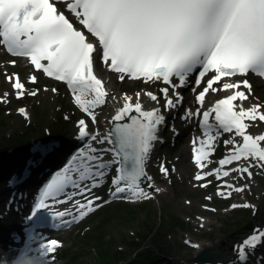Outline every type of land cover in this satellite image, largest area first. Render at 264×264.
I'll list each match as a JSON object with an SVG mask.
<instances>
[{
    "label": "snow or ice",
    "instance_id": "snow-or-ice-1",
    "mask_svg": "<svg viewBox=\"0 0 264 264\" xmlns=\"http://www.w3.org/2000/svg\"><path fill=\"white\" fill-rule=\"evenodd\" d=\"M0 47L33 66L26 82L18 74L6 77L16 99L47 91L26 87L36 84L35 73H43L63 82L74 103L90 118L76 121L83 146L40 190L27 218L33 231L46 221L41 210L50 207L49 200L54 204L76 196L85 200L74 201L75 214L69 210L50 213L57 226H67L95 211L101 197L92 193L105 177L110 178L113 198H150L142 181L152 180L146 164L165 124L161 108L180 107L184 98L178 89L184 88L194 73L195 86H205L195 97L199 107L185 110L182 117L202 116L203 135L192 141L193 161L199 169L194 179L206 181L200 184L206 188L212 183L207 178L215 177L222 181L216 194L230 198L246 186L236 187L225 178L232 173L251 177L252 169L264 168V134L249 132L257 121L264 122V104L245 107L252 85L247 79L232 82L233 77L249 72L264 77V0H0ZM94 59L119 74L120 81L128 77L162 82L160 97L152 91L143 93L160 107L145 110L140 92L135 93V99L124 93L122 105L111 118V131L103 135L90 131L89 122H97L96 109L109 98L117 99L110 96L105 81L94 71ZM10 63L15 65L16 60ZM210 91L230 94L201 113ZM8 102V92L0 95V103ZM18 111L29 115L23 107ZM224 134H230V139L223 140L227 154L217 161V167L204 171ZM48 150V146H37V151ZM160 171L169 174L164 164ZM69 187L73 189L70 193L66 191ZM147 187L154 186L149 183ZM61 196L66 199H59ZM238 206L252 207L231 205ZM61 246V241L49 239L39 245L37 257H49ZM258 247H264V229L254 230L233 246L236 264H248Z\"/></svg>",
    "mask_w": 264,
    "mask_h": 264
},
{
    "label": "rangeland",
    "instance_id": "rangeland-1",
    "mask_svg": "<svg viewBox=\"0 0 264 264\" xmlns=\"http://www.w3.org/2000/svg\"><path fill=\"white\" fill-rule=\"evenodd\" d=\"M16 66L10 68L16 70ZM0 73L3 79L1 87L9 86L3 78L4 72L0 70ZM43 83H47V80L41 78L36 85L44 89ZM254 84L253 100L262 102L264 84L259 83L258 80L254 81ZM143 86L145 85L140 81L120 82L115 78V85L112 88L131 91ZM49 89L53 95L43 94L41 91L34 98L26 95L20 100H13L12 105L0 103V106L4 107V113L0 115V162L2 159L7 162L18 160L21 152L27 148L26 141H31L35 137L45 136L47 133H59L61 129L64 133H72L75 130L72 123L64 119L65 112L72 113L66 109L70 104L65 91L60 90L55 93L51 88ZM18 104L30 106L32 110L30 123L11 110ZM259 126L264 127V124L260 123ZM14 149L17 150L12 153ZM177 150L178 147H175L168 153L169 160L166 161L165 166L171 171L170 176L162 174L157 164L150 168L159 179L157 183L169 187L168 192L160 190L156 196L147 201L121 206L122 209H119L121 211H127L128 208L133 210L128 212L130 217L127 220L118 219L116 213L112 215V219H109V216L102 218L99 213L106 207L103 208L97 213L99 215L95 214L97 216L93 215L85 222L83 227V230H86L85 237L79 235L80 231L76 229L57 234L65 242L60 251L59 264H134L148 257L159 264L166 259L188 262L199 252L198 249L186 248L183 242L185 236L197 239L203 244L219 242L225 251L230 252L233 240H238L253 223L264 221V211L261 214L264 193L257 200L260 209L255 214L252 207L231 209L232 198H217L209 201L204 197L209 194V190L193 183V170L189 176L177 172ZM6 151L9 153H5ZM166 153L161 152L158 162L163 160ZM187 153L189 154V150ZM254 169L259 175L264 170L260 167ZM257 181L264 186V176H259ZM148 204L150 205L147 206ZM212 204H220V209L210 210ZM138 244H142V247L135 249ZM104 245L106 249H102ZM159 249L166 253L170 252V257L165 258ZM122 255H126V259L120 260Z\"/></svg>",
    "mask_w": 264,
    "mask_h": 264
},
{
    "label": "bare ground",
    "instance_id": "bare-ground-1",
    "mask_svg": "<svg viewBox=\"0 0 264 264\" xmlns=\"http://www.w3.org/2000/svg\"><path fill=\"white\" fill-rule=\"evenodd\" d=\"M19 60L20 61L17 63V67L19 68L18 69V72H19V75H20L21 79H25V77H26L25 76V73L26 72L28 73L31 70V65L27 62V59L26 58H20ZM1 67L2 68L3 67L4 68H8L6 66L5 60H2ZM101 67L99 68L98 66H96L95 71H96L97 74H99L103 78V80L105 81V87L108 89V91L110 93L111 92V87L115 85L114 84L115 82L113 81L112 74L109 73L106 68H105L106 70H103V68H101ZM40 75H42V74H40ZM0 76H1V73H0ZM256 80H258L259 83H263L264 84V79H262V77H257ZM45 88L48 89V90L47 91H43V94L53 95V94H51L50 89L48 88L47 85L45 86ZM262 88L264 90V86ZM5 92H8L9 93V102H8V104H11L12 105L13 104V100H15V99L12 96V90H11V88L5 87L2 90V94L5 93ZM222 93H224V92H221V94ZM123 94L124 93L121 92V91H117L114 95H111L110 94V96H115L117 99H116V101H113L112 99L109 98L108 106L105 109V114H101L100 115V118H101L100 120L103 123H104V120L106 118H110L112 115L114 116L117 108L122 105V100L120 98L122 97ZM128 95H132V94H128ZM217 95L218 94L216 93V94H213V95H209L208 97L210 98V100H212ZM132 96L135 99V94L132 95ZM190 97H191V94L188 95V98H187V102L188 103H191V101H192L190 99ZM140 99H141V101H142V103L144 105L145 110H149V108L151 106H154L155 105V102L154 101H151L144 94L141 95ZM237 103H239V101ZM251 104H254V103H251V101L248 100V101H246L244 103V106L245 107H249V106H251ZM27 110H28V112L30 114L29 118H31V116H32V110H31L30 106H27ZM1 111L2 110L0 108V112ZM108 124H109V122H107V125ZM249 132H253V134H260V132H254L252 129H250ZM103 134H106V128L104 127V124L102 125V135ZM189 145H190L189 143H186V142L184 143V141H183L182 143L179 144L178 150L176 152V156H177V160H178V168H177V170H178V172L180 174H187L188 176L190 175L191 170L194 169V163L190 160L189 154L187 153L188 148H189ZM156 156H157V153L153 149V151H152V153H151V155H150V157H149V159L147 161V164H146V170L148 172V175H150L149 167H152L153 161H154V159H155ZM252 172H253V175L251 177H247L246 176L241 181H238L239 184H242V185L246 186L245 187V190L242 193L243 194H248V200H247V202H249L251 204L254 203V202H256L260 198L261 194L264 193V186L261 185L257 181L256 178H254L255 176L256 177L258 176L257 171L255 169H252ZM155 179L157 180V178L154 177L149 182L154 187H147L148 184L146 185V188L149 190V193L155 194V193L159 192L160 190L162 192H168L169 191V187L168 186L159 185L156 182ZM155 189H159V191H155ZM3 191H4V189L1 192H3ZM150 197H152V196H150ZM234 201L239 202L240 204H243V198L242 197H238V199H235ZM2 208H7V207L6 206H3ZM263 211H264V203H263V206H262V209H261V214H262ZM207 247H211V249H213V251H215V252H218V253H221V254H224L225 253L222 250L223 247L220 246V243L219 242L212 241L210 244H203L202 243L200 249H204V248H207ZM231 253H232V250H231ZM173 262H171L170 264H172ZM214 264H217V263H214Z\"/></svg>",
    "mask_w": 264,
    "mask_h": 264
},
{
    "label": "trees",
    "instance_id": "trees-1",
    "mask_svg": "<svg viewBox=\"0 0 264 264\" xmlns=\"http://www.w3.org/2000/svg\"><path fill=\"white\" fill-rule=\"evenodd\" d=\"M1 108V107H0ZM1 110H2V108H1ZM121 206H114V207H112V208H109V209H107L106 210V215H109V216H111V215H113V214H118V219H123V220H125V219H128L129 218V216H128V212H130V211H133V210H131L130 208H128V210L127 211H125V212H123V211H121V210H119V209H122V208H120ZM141 246V244L140 245H137L136 246V248H139ZM106 249V248H105ZM126 257V255H122V257L120 258V259H123V258H125Z\"/></svg>",
    "mask_w": 264,
    "mask_h": 264
},
{
    "label": "water",
    "instance_id": "water-1",
    "mask_svg": "<svg viewBox=\"0 0 264 264\" xmlns=\"http://www.w3.org/2000/svg\"><path fill=\"white\" fill-rule=\"evenodd\" d=\"M206 254H207V253H206ZM206 254H205V255H206ZM205 255H204V257H205ZM200 257L202 258V257H203V255H201Z\"/></svg>",
    "mask_w": 264,
    "mask_h": 264
}]
</instances>
